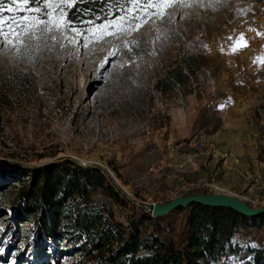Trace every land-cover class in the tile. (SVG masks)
<instances>
[{
	"label": "rangeland",
	"instance_id": "374dc122",
	"mask_svg": "<svg viewBox=\"0 0 264 264\" xmlns=\"http://www.w3.org/2000/svg\"><path fill=\"white\" fill-rule=\"evenodd\" d=\"M4 10L0 264H31L23 237L33 229L22 222L21 240L10 238L11 202L27 166L54 159L106 169L132 201L122 205L101 191L95 199L125 223L206 186L207 193L235 188L251 206L264 205V1L149 0L134 15L132 8L81 27L63 17L54 25L7 21ZM186 64L198 70L162 90L165 73H185ZM189 154L194 163L183 164ZM14 165L20 173L1 172ZM181 217L165 215L163 224L175 228L165 236L176 238ZM233 241L264 246V224L239 226Z\"/></svg>",
	"mask_w": 264,
	"mask_h": 264
},
{
	"label": "trees",
	"instance_id": "16d2710c",
	"mask_svg": "<svg viewBox=\"0 0 264 264\" xmlns=\"http://www.w3.org/2000/svg\"><path fill=\"white\" fill-rule=\"evenodd\" d=\"M147 2L0 0V9H5L1 15L7 21L16 15L21 24L32 19L54 25L63 17L69 27H81L129 14L132 8L134 15ZM185 66V73L182 68L178 74L173 68L167 71L161 89H167L165 83L184 82L198 70L193 64ZM260 146L264 152V144ZM15 167L3 166L1 172L20 173L19 168L14 172ZM27 168L20 174L23 181L11 202L14 210L9 228L15 234L10 238L20 241L21 223H31L32 235L23 237V252L31 264H63L68 256L75 257L72 264H264V246L245 247L233 241L239 226L264 224V214L245 216L231 207L193 202L175 209L182 219L176 238L167 237L163 233H174L175 228L163 224L165 215L152 217L144 209L125 223L117 218L114 207L95 199L101 191L122 205L132 201L104 168L71 157ZM195 193H207V187Z\"/></svg>",
	"mask_w": 264,
	"mask_h": 264
},
{
	"label": "water",
	"instance_id": "95a60500",
	"mask_svg": "<svg viewBox=\"0 0 264 264\" xmlns=\"http://www.w3.org/2000/svg\"><path fill=\"white\" fill-rule=\"evenodd\" d=\"M193 202L216 207H231L235 212L245 216H256L264 214L263 206H251L247 201L226 193H191L190 195H179L174 199L153 206L146 207L152 217L164 216L179 207H187Z\"/></svg>",
	"mask_w": 264,
	"mask_h": 264
},
{
	"label": "crops",
	"instance_id": "0c3cea01",
	"mask_svg": "<svg viewBox=\"0 0 264 264\" xmlns=\"http://www.w3.org/2000/svg\"><path fill=\"white\" fill-rule=\"evenodd\" d=\"M262 124L264 123V121H260ZM259 142H260V144H264V141L262 140V139H259ZM261 147V146H260ZM248 152L251 154L250 155V158H252L253 159V161H255L256 159H257V157H258V153H257V151H254L253 150V148H251V149H248ZM261 153H264V152H262L261 151ZM248 154V153H247ZM236 158H239V157H236ZM239 159H245L244 157H240ZM244 169V168H243ZM261 170H259V172H260ZM227 191V190H226ZM253 191H254V188H253ZM227 193L228 194H230V195H233V196H238L239 198H241V196H240V191L238 190V189H235V188H230L228 191H227ZM247 193H250V192H247Z\"/></svg>",
	"mask_w": 264,
	"mask_h": 264
},
{
	"label": "built area",
	"instance_id": "2783aa9c",
	"mask_svg": "<svg viewBox=\"0 0 264 264\" xmlns=\"http://www.w3.org/2000/svg\"><path fill=\"white\" fill-rule=\"evenodd\" d=\"M194 157H195V155H192V154H189V155H187V157H186V159H185V163H183V164H186V163H188L189 161L191 162V163H194ZM258 180V179H257ZM207 188L209 187V186H206ZM210 188V187H209ZM211 189V188H210ZM257 201L258 202H260V203H262V201L261 200H259V199H257ZM263 202H264V200H263ZM261 206H263V205H261Z\"/></svg>",
	"mask_w": 264,
	"mask_h": 264
}]
</instances>
